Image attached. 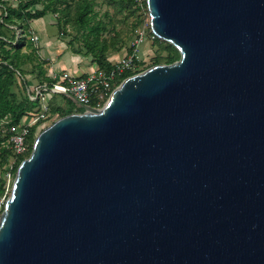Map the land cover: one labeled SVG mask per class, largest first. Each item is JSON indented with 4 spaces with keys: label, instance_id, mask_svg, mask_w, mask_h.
I'll use <instances>...</instances> for the list:
<instances>
[{
    "label": "water",
    "instance_id": "water-1",
    "mask_svg": "<svg viewBox=\"0 0 264 264\" xmlns=\"http://www.w3.org/2000/svg\"><path fill=\"white\" fill-rule=\"evenodd\" d=\"M145 1L179 58L35 136L0 264H264V0Z\"/></svg>",
    "mask_w": 264,
    "mask_h": 264
},
{
    "label": "rangeland",
    "instance_id": "rangeland-1",
    "mask_svg": "<svg viewBox=\"0 0 264 264\" xmlns=\"http://www.w3.org/2000/svg\"><path fill=\"white\" fill-rule=\"evenodd\" d=\"M83 1L91 3L96 12L90 24L97 30L98 42L104 45L98 53L105 60L115 63L129 54L127 50L136 45L138 32H143L145 37L138 46L140 69L155 64L158 58L161 62L164 60L165 51L156 46L151 38L145 0H135L132 4L126 0H68L72 11L67 18L61 12L50 11L42 18L24 21L26 32L14 24L0 25L3 36L9 39L13 36L15 39L20 38V49L28 54L21 66L26 81L33 84L52 81L55 76L62 75L64 72L86 73L98 67L93 56L87 52L82 38V29L76 21L75 9ZM17 3L18 0H0V14L4 5L17 6ZM40 7L41 5H34L30 9ZM89 38L91 40L92 36ZM13 91L19 99L25 96L26 91L22 80L16 82ZM49 98L51 109L60 107L64 110L69 106L63 95L53 94ZM67 98L72 100L70 97ZM59 114L60 111L57 117L53 114L44 118L35 130V136L59 118L61 116ZM2 199L3 197L0 198V202Z\"/></svg>",
    "mask_w": 264,
    "mask_h": 264
},
{
    "label": "trees",
    "instance_id": "trees-1",
    "mask_svg": "<svg viewBox=\"0 0 264 264\" xmlns=\"http://www.w3.org/2000/svg\"><path fill=\"white\" fill-rule=\"evenodd\" d=\"M126 1L129 4H132L135 0ZM144 2L146 4V1ZM34 5H41V7L31 10L30 8ZM50 11H55L57 13L61 12L65 18H67L72 10H70L68 0H18L17 6H3L0 14V25L8 26L14 24L17 27H20L23 32H26L24 21L26 22L27 20L42 18ZM75 11L76 21L82 29V38L85 41L87 52L93 56L95 63L98 65L97 68L105 71L109 70L113 63L105 60L101 54L98 53V50L102 49L104 45L98 42L97 30L90 24L96 16V12L93 10V5L87 1H83L77 5ZM3 35V32L0 30V198L4 196L5 200L9 193L6 192L5 164L11 155V151L4 144V141L8 136L5 133L4 128L20 122L27 114L36 112L39 109V101L31 99L27 91L29 85L33 83L25 80V76L21 70V66L24 64L25 59H27L28 54L21 51L20 38L15 39L13 36V38L9 39ZM90 36H92L91 40L89 38ZM153 43L164 50L166 54L162 62L158 58L157 61H155V64L171 63L179 58V52L177 49L168 42L162 41L154 36ZM132 49L133 46H131L127 52L131 53ZM141 70H143V68L138 71ZM131 74L133 73L124 72L120 76L117 84H119L123 78ZM84 76L85 74L80 77ZM20 80L23 81L26 94L23 98L19 99L13 91V87L16 85V82ZM64 97H66V102L69 104L68 108L62 110L60 107H55L53 109L49 107V115L46 118L53 114L57 117L58 111H60L59 115L61 116L74 112L75 110L78 112L83 111L82 108L78 107L75 102L67 98V96ZM41 122L42 120L31 127L30 133L27 137L29 146L28 150L26 154L20 158L18 163L29 155L36 134L35 130ZM18 163L13 168V175L15 174ZM3 202H0V211L2 210Z\"/></svg>",
    "mask_w": 264,
    "mask_h": 264
},
{
    "label": "built area",
    "instance_id": "built-area-1",
    "mask_svg": "<svg viewBox=\"0 0 264 264\" xmlns=\"http://www.w3.org/2000/svg\"><path fill=\"white\" fill-rule=\"evenodd\" d=\"M144 38V33L138 32V39L136 45L133 46L132 52L113 63L112 67L107 71L96 68L84 77H77L71 73L64 72L62 75L55 76L54 80L50 82L42 81L29 85L27 88L29 96L31 99L39 101V109L36 112L27 114L20 122L4 128L5 133L8 135L4 144L11 151V155L5 164L6 192L10 189L14 177V166L28 150L27 137L31 127L49 115V96L53 94L64 95L73 98L76 102L90 105L97 109L102 107L111 91L118 85L117 82L120 76L124 72H132L134 74L140 69L137 56L139 52L138 46ZM151 38H154L152 32ZM3 201L4 196L1 202Z\"/></svg>",
    "mask_w": 264,
    "mask_h": 264
},
{
    "label": "crops",
    "instance_id": "crops-1",
    "mask_svg": "<svg viewBox=\"0 0 264 264\" xmlns=\"http://www.w3.org/2000/svg\"><path fill=\"white\" fill-rule=\"evenodd\" d=\"M89 72H91V71H88V72H86V73H83V72H78V73H77V72H74L73 75H75V76H77V77H80V76H82V75H84V74L86 75V74L89 73ZM47 75H50V74L47 73Z\"/></svg>",
    "mask_w": 264,
    "mask_h": 264
}]
</instances>
